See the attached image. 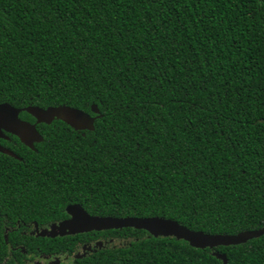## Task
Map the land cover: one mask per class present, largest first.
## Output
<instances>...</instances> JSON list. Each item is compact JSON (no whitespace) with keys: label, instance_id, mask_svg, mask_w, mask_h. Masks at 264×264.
Segmentation results:
<instances>
[{"label":"trees","instance_id":"trees-1","mask_svg":"<svg viewBox=\"0 0 264 264\" xmlns=\"http://www.w3.org/2000/svg\"><path fill=\"white\" fill-rule=\"evenodd\" d=\"M1 102L101 117L37 124L36 151L0 153V264L19 245L70 251L15 228L72 203L205 234L264 228V0H0ZM105 233L128 243L78 264H264V234L210 250Z\"/></svg>","mask_w":264,"mask_h":264},{"label":"water","instance_id":"water-1","mask_svg":"<svg viewBox=\"0 0 264 264\" xmlns=\"http://www.w3.org/2000/svg\"><path fill=\"white\" fill-rule=\"evenodd\" d=\"M25 112L34 119L33 123L21 120L18 114ZM89 113L70 106H26L16 108L7 102L0 103V137L5 131L18 138L19 142L32 151H36L34 144L42 142V136L36 130L37 124L49 125L57 120L66 124L75 131H92L94 121L101 117L96 105L90 106ZM0 153L19 159L13 152L0 146ZM70 218L53 224L49 231L41 232V236H64L88 231L117 230L122 228H133L144 230L153 237H172L176 240L186 242L190 247L196 249L210 250L219 246L239 245L248 240L258 238L264 234V228L257 230L241 231L233 235L228 234H205L186 228L177 222L162 217H110L92 216L83 210L78 204L66 207ZM5 238V236H4ZM216 258L226 263L224 255L217 252L212 253Z\"/></svg>","mask_w":264,"mask_h":264},{"label":"flooded vegetation","instance_id":"flooded-vegetation-1","mask_svg":"<svg viewBox=\"0 0 264 264\" xmlns=\"http://www.w3.org/2000/svg\"><path fill=\"white\" fill-rule=\"evenodd\" d=\"M18 118H20L19 114ZM20 119L29 122L26 119ZM2 134L3 137H0V146L10 150L19 158V156L14 152V150H19L18 138L5 131H2ZM74 204L76 203L66 205L64 207L65 216L55 222H50L45 225H38L35 222L22 223V227H20V225H17V227L15 228V230H19V234L22 236L50 239L51 241H54L58 237H69L68 240L71 241L70 243L72 245L70 251L67 248L65 250H61L62 248L54 250L53 247H47L48 251H41L37 247V245L34 244H32L30 248L26 250L23 248V246L19 245L16 247L18 251L15 252L13 255H9L7 258H5L2 264H78V261L82 260L85 257L92 256L94 253L101 249L120 247L128 243L127 238L113 237L110 234L105 233L107 230L88 231L55 237L40 235V233L44 232L45 230L49 231L51 225L58 224L61 221L69 219L70 216L66 212V207ZM12 249L15 250V247Z\"/></svg>","mask_w":264,"mask_h":264}]
</instances>
